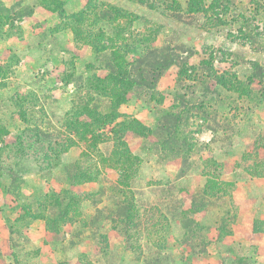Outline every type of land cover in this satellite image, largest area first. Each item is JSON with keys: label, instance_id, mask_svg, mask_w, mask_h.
Returning a JSON list of instances; mask_svg holds the SVG:
<instances>
[{"label": "rangeland", "instance_id": "374dc122", "mask_svg": "<svg viewBox=\"0 0 264 264\" xmlns=\"http://www.w3.org/2000/svg\"><path fill=\"white\" fill-rule=\"evenodd\" d=\"M23 1L0 0V188L10 193L7 210L15 211V200L22 208L19 219L12 216L7 221L9 233L0 234V264L32 263L17 253L26 248L21 228L34 216L46 218L53 242L61 239L59 225L66 227L70 236L61 249L83 234L93 241L98 257L93 262L80 256L76 264H198L197 255L213 228L219 231L217 237H224L234 221V181L223 176L228 167L225 155L238 153L236 177H248L254 170L264 175V153L257 156L249 147L253 140L264 144V85L250 84V77L258 73L257 63L264 76V0H89V6L87 0L82 11L89 8L84 17L92 26L64 7L67 0H29L21 5ZM36 4L57 13L60 22L35 30L30 58L22 60L15 52V19ZM107 6L120 11L97 19ZM79 29L102 31L105 40H114L113 47L121 44V68L135 78L139 72L151 78L149 72L156 68L145 65L158 59L157 54L145 59L147 48L173 49L170 54L179 69L177 107L171 114H179L178 127L169 139L158 124L168 111L157 110L153 131L134 136L142 142L137 153L127 139L138 134L123 128L120 135L125 133L137 158L128 166L111 155L119 150L114 146L118 125L94 124L86 131L81 127L90 120L86 113L105 115L111 110L108 98L92 90L93 75L109 74L100 64L109 60L110 50L95 52L88 34L77 40ZM69 38L76 44L66 45ZM194 43L208 59L217 58L215 71L202 62L196 67L189 62ZM133 90L130 100H161L156 90ZM259 105L262 112L256 111ZM80 112L77 132L71 124ZM165 117L171 129L173 116ZM131 118L119 114L117 121ZM204 126L212 132L215 150L205 159L202 151L210 146L195 138ZM75 161L84 170L99 172L93 173L95 184L70 189L77 179H69L66 170ZM167 163H172V170L166 169ZM29 173L64 187L47 191L31 177L28 182H34V189L24 193L21 182ZM232 254L240 256L234 248Z\"/></svg>", "mask_w": 264, "mask_h": 264}, {"label": "crops", "instance_id": "0c3cea01", "mask_svg": "<svg viewBox=\"0 0 264 264\" xmlns=\"http://www.w3.org/2000/svg\"><path fill=\"white\" fill-rule=\"evenodd\" d=\"M86 2L87 0H67L64 3V7L74 12H80L85 7ZM16 3L17 0H15ZM27 3H29V0L23 1L21 5ZM21 7L26 6H15V9ZM30 7V13L15 19V24L17 25L15 27V52L17 51L22 60L30 58L31 44L29 45V43H31L34 36L33 32L38 30V28L55 25L60 22L59 15L47 7L38 4ZM65 44L75 45L76 42L74 39L71 40L69 38L65 41ZM191 48L195 51L189 55L188 60L190 63H194V66H198L200 62L208 59L207 52L200 45L198 46V43H194ZM85 51H87V57H89L91 55L89 47L85 48ZM178 69L179 67L176 64H172L158 78L155 90L161 95L159 102L146 104L138 99H129L118 107L119 114L135 118L146 127H154L156 122L155 112L157 110L172 111L177 107L176 79ZM98 71L99 73L102 72V70ZM261 108L259 105L256 111L262 112L264 109L261 110ZM134 136L141 138L140 135H133L127 140L131 150L137 153L141 151L142 142L134 140L136 139ZM195 138L199 142L210 146L205 147L202 151L205 155L203 156L204 159L213 157L215 150L211 148L213 146L211 130L202 128L195 133ZM134 144L136 146L132 147ZM237 155L238 153L235 151H229L225 155L224 161L228 167L224 168L226 173H223L224 177L234 181V187L231 191V200L236 208L233 217L234 221L230 226L229 232L224 237H217L219 231L213 228L209 242H207L201 253L197 255L198 264H264V175L236 177L235 171L238 170L236 166ZM171 164L167 163L166 169L172 170L173 168L171 167L173 165ZM31 177L35 180L34 182L41 181L47 191L64 187L62 183L39 179L29 173L23 175L24 180L21 182L20 188L24 193L29 194L34 189V182H28ZM90 182L96 183L95 181ZM90 182L82 183L80 186L84 187ZM9 196L10 193L7 190L0 188V234L7 231L6 227L9 218L14 216L15 220H17L21 217L22 208L19 206L18 201L15 200V211L7 210L9 201H11ZM21 231L25 238L26 248H21L23 252L21 254L18 252L17 256L19 259L31 261L32 263L30 264H76L80 256L91 258L90 260L93 262V259L98 257L93 241L90 242V238L85 237L84 234L78 240L75 239L73 244L69 243L65 250L61 249L59 246L61 244L66 245L69 240V232L65 226L60 224L58 234L61 235V239L59 242H53L48 237L49 230L44 216L35 217L23 226ZM7 232L9 233V231ZM233 248L240 255L239 257L235 256L233 258Z\"/></svg>", "mask_w": 264, "mask_h": 264}, {"label": "trees", "instance_id": "16d2710c", "mask_svg": "<svg viewBox=\"0 0 264 264\" xmlns=\"http://www.w3.org/2000/svg\"><path fill=\"white\" fill-rule=\"evenodd\" d=\"M196 5V4H195ZM87 6H89V0L87 2ZM108 10H103L104 7H102V13L99 15H96L97 19H101V20H105L108 19V17H110L111 15L116 16L118 14V11H120L118 8L115 7H111V6H107ZM87 13L89 12V8L87 7L85 10L80 11L77 13V16H82L80 17L81 21L82 20H86L88 21L89 25L88 26H92L91 21L89 20V17H84L86 15H88ZM120 30V28H119ZM120 32V31H118ZM82 34H84L85 36L88 34L91 37H93V42H92V46L95 52H102V51H107L108 49L110 50V58L109 60H104L103 64H100V67L106 68L107 70H109V74L104 77V78H99L98 76L93 75L92 80H93V91H96V93H99V95L105 96L108 98L109 100V105L108 107L111 109L108 113H106L105 115H98V114H90V113H86L88 111H86L85 113L87 114V116L89 117L90 120H87L85 122L80 123L81 121H79L80 114H82L83 112H80L79 115L76 116V118L78 117V121L71 124L72 128H75L76 126V131L79 132V128L82 127V129H84L83 131H86L87 128L89 129L90 126H103L105 123L109 122V123H113V125H118L119 127L117 129H114V134L116 136H114V146L118 147L119 150H115L111 155L114 159V161H120L122 162L123 159V164L127 165L133 163L134 161H137L136 156L133 155L132 152H130L128 146H127V142H126V135L125 133L121 136V132L123 133V128L125 130H131L136 132L138 135L145 137L147 134V132L153 131L151 128L144 126L143 124H141L137 119L135 118H131L128 121H117V119H119V114L117 113V109L119 107L120 104L127 102L131 96L133 95V86L134 87H140L143 86L145 89L147 90H154L155 91V87H156V83L158 78L160 77V75L164 72V70H166L170 65L175 63V60L172 58L171 56V52L173 51V49L171 47H162V48H157V47H150L147 48V53H144L143 56L148 55H152V54H157L158 55V59L154 61V63L148 62V61H144L147 67L152 68L153 66H155L156 68H154V72H149L151 78H147V75L139 72L138 74V78H135L133 76H130L131 74L126 73L125 70H123L122 65L123 63H125L124 59L121 57V54L119 53V48H121V44L117 45L116 47H113V39H107L105 40L104 34L102 31L99 32H91L90 30H75V37L77 40H81L82 38ZM125 52V51H124ZM156 57V56H155ZM212 58L210 57V59L208 60H204L202 61L201 65L203 66H210L213 70H214V65L212 62ZM256 68L258 70V73L254 76L250 77V84L251 85H264V76H262L263 73H261V70L263 68L262 64H256ZM215 71V70H214ZM213 72V71H212ZM215 73V72H214ZM217 75H219L216 72ZM217 78V77H216ZM218 78H220V76H218ZM218 82H223L221 81V79H217ZM262 90V89H261ZM259 90V91H261ZM264 97V94L262 95L261 98ZM84 110H86V106L83 107ZM92 110H94V108H92ZM171 112L173 111H168L166 113H164V116L162 118V122L158 123L160 127H162L164 130H166L167 132V137L170 139L171 137H173V133L174 130L177 129L178 127V115L179 114H171ZM173 116L172 119L174 120V124L172 125V128L168 129L169 126H166V117L165 116ZM165 120V121H164ZM117 121V122H114ZM79 123L82 125H80L81 127H79ZM165 127V128H164ZM203 128H209L208 126H204ZM82 131V132H83ZM82 132H80L82 134ZM148 137V136H147ZM252 149V152L257 155V156H262V154L264 153V144H256L255 141H253V144H250L249 146ZM87 157L89 158V156L87 155ZM80 161H75L72 166L68 167L72 168V171H68V169L66 170L67 172V176L69 179L72 178H76L77 181L70 183V189L72 190L73 188H75V186H78L82 183L85 182H90V181H94V179H96V175H98L99 172H93L95 174L92 173V171L89 170H84L83 167L80 165ZM237 166V164H236ZM119 172V175L122 177L123 174V170H121L120 168L117 169ZM120 170V171H119ZM263 172L259 171V170H254L251 171V174H249L250 176H254V175H262ZM76 191H79L76 189ZM67 190L64 191V194L66 193ZM80 192V191H79ZM64 197V196H62ZM69 197H74V195L72 194ZM58 203H62V200L60 199V197H55ZM70 201H68L65 206L66 209L68 208ZM35 217L38 216H34L33 219ZM158 261V260H157Z\"/></svg>", "mask_w": 264, "mask_h": 264}, {"label": "built area", "instance_id": "2783aa9c", "mask_svg": "<svg viewBox=\"0 0 264 264\" xmlns=\"http://www.w3.org/2000/svg\"><path fill=\"white\" fill-rule=\"evenodd\" d=\"M212 62H213V65L215 64H217L218 63V60H217V58H214L213 60H212ZM198 135V134H197Z\"/></svg>", "mask_w": 264, "mask_h": 264}]
</instances>
